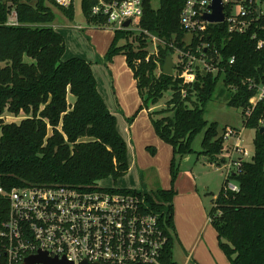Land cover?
<instances>
[{
  "label": "trees",
  "instance_id": "trees-1",
  "mask_svg": "<svg viewBox=\"0 0 264 264\" xmlns=\"http://www.w3.org/2000/svg\"><path fill=\"white\" fill-rule=\"evenodd\" d=\"M50 4L51 0H0V189L4 191L0 193V222L7 218V196L13 189L68 185L88 191H135L100 187L103 180L117 182L128 174V145L99 91L92 64L81 58L64 59L66 40L51 26L55 14ZM92 5L93 1L82 0L88 24L95 23ZM182 8L183 0H160L158 9L152 7V0H144L140 27L185 50H195L200 42L209 44L207 59L217 68L215 73L198 70L197 80L184 85L178 66L173 77L163 73L167 58L174 55L170 47L160 48L158 57L147 60L146 37L125 31L115 32L106 57L109 62L118 55L126 57L142 101L139 111L148 112L156 135L173 149L172 189L146 193L162 214L169 237L161 264H176L173 200L181 160L197 154L218 167L224 162L228 127L220 131L217 123L206 119V106L220 81L227 104L241 109L244 123L255 130L254 156L230 179L239 192L228 190L225 183L213 201L210 218L230 264H264V103L246 117L256 86L264 83V49H257L252 33L230 34L225 25H210L202 40L194 36L187 47V33L180 25ZM61 10L73 19V7ZM12 11L17 13L19 26L5 25ZM259 37L264 38V33ZM119 42L124 44L119 46ZM169 90L171 99L155 109ZM6 113L26 118L7 123L1 118ZM200 134L201 151L195 153L193 142Z\"/></svg>",
  "mask_w": 264,
  "mask_h": 264
},
{
  "label": "built area",
  "instance_id": "built-area-1",
  "mask_svg": "<svg viewBox=\"0 0 264 264\" xmlns=\"http://www.w3.org/2000/svg\"><path fill=\"white\" fill-rule=\"evenodd\" d=\"M60 9L69 10L74 0H51ZM91 17L88 24L98 30L131 32L143 35L148 41L149 55L158 57L160 48L170 47L178 57L181 72L178 78L184 85L197 80L198 70L215 73L217 68L207 59L209 44L200 42L195 50L167 44L156 35L143 30L144 0H90ZM213 0H183L180 15L182 29L200 36L210 25H225L230 34L252 33L257 49H264V0H222L224 21L210 23L205 16L212 14ZM130 22L128 26H125ZM6 26H19L17 13L12 11ZM79 30L82 27H75ZM187 43V42H186ZM191 42L187 47H190ZM217 53V51H216ZM235 60L231 59L230 64ZM175 63V62H174ZM175 69V68H174ZM246 117L259 103H264V83L256 86ZM186 96L185 90L182 91ZM262 123V122H260ZM240 131L227 128L224 138H234L223 156L222 169L226 188L239 192L230 179L240 173L250 153L240 147ZM0 193L4 191L0 189ZM9 211L0 222V261L6 264H26L29 258L46 254L81 264H161L169 237L162 225V214L149 202L146 192L96 189L88 191L74 186L26 187L8 193ZM42 264V263H34Z\"/></svg>",
  "mask_w": 264,
  "mask_h": 264
},
{
  "label": "rangeland",
  "instance_id": "rangeland-1",
  "mask_svg": "<svg viewBox=\"0 0 264 264\" xmlns=\"http://www.w3.org/2000/svg\"><path fill=\"white\" fill-rule=\"evenodd\" d=\"M7 3H10L11 0H5ZM152 7L154 9H158L160 7V0H152ZM50 8L55 14V22L51 25L54 27L56 31L65 37L67 41V50L64 56V59H72V58H83L90 57L91 52L87 44H85L86 39V31L76 32L72 27H82V29L92 28L88 25L87 20L82 11V0H74L73 12L74 17L70 19L68 15H66L59 7L50 4ZM101 34L100 40L108 38L107 34H112L111 30H102L97 31ZM64 33V34H63ZM105 34V35H104ZM78 36V37H77ZM110 37V36H109ZM192 40L191 35L185 36V41L189 44ZM124 42H119V46H122ZM86 45V46H85ZM90 53V54H89ZM99 57V56H98ZM98 59L99 64L104 65L105 62L101 57ZM175 64H178V57L174 56ZM99 72V71H97ZM97 80H101L98 74H95ZM101 83V82H100ZM101 86V85H100ZM224 86L223 82L220 81L217 93L214 99L206 106V119L209 123H217L220 131H223L224 128H235L240 131V147L250 153V157L247 158L248 161L252 160L254 156V137L255 130L248 128L244 123L246 118L244 117L243 111L241 109H235L230 107L227 104V96L223 93ZM172 91L169 90L164 94V97L160 101L159 105L155 107V109H160L165 106L167 101L172 97ZM117 112L119 109L117 108ZM123 118V113H119ZM5 122L7 123H20L26 116L21 114L20 116H14L11 114H4L3 117ZM124 119V118H123ZM132 119V118H131ZM125 121L129 124L128 118H125ZM125 122V125H126ZM130 125V124H129ZM122 129V124L120 125ZM1 137V130H0ZM203 140V134L198 135L193 142V149L195 153L201 151V144ZM235 143L234 138H229L225 140L224 144V153L222 155H227V149L231 145ZM141 154V153H138ZM149 156L154 155V153L149 150L147 153ZM197 154H191L185 158H183L180 162L179 172L177 179H182V176H193L195 179V194L196 195H184L181 199L180 196L178 198V209L182 214L183 225L188 226L189 235L187 239V245L184 243L182 246L177 243L174 249V260L176 264H184V249L189 247L190 249L194 245L195 242L202 243L205 246V250L207 254L213 257L211 261L217 263L214 259V255L216 253H220L223 261L227 264H230V261L224 251L221 249L218 241L217 232L212 224L210 218V211L213 208V201L220 194L224 184L226 183L224 169L216 166V162L213 163L214 168L204 167L203 165L196 162ZM205 157V156H204ZM208 158V157H206ZM133 159V154H132ZM173 159V158H172ZM171 159V162H172ZM209 159V158H208ZM221 158L219 157L218 160ZM170 162V165H171ZM144 172V173H143ZM171 178L170 167L169 173L168 170L166 172V176ZM140 175L133 172H128V174L115 182L112 178H108L100 182V187L102 188H115V189H127V190H135L132 188L140 189L142 185L146 187L148 191L152 190L148 186H146V172L142 171V183L140 181ZM184 180V178H183ZM177 182V180H176ZM176 184V183H175ZM175 186V185H174ZM177 189V188H176ZM153 191L147 192L148 194ZM175 208V205H174ZM189 215L190 223L187 224V217ZM175 223V222H174ZM199 238V241L197 239ZM185 249V250H186ZM199 250V248H198ZM213 262V263H214Z\"/></svg>",
  "mask_w": 264,
  "mask_h": 264
},
{
  "label": "crops",
  "instance_id": "crops-1",
  "mask_svg": "<svg viewBox=\"0 0 264 264\" xmlns=\"http://www.w3.org/2000/svg\"><path fill=\"white\" fill-rule=\"evenodd\" d=\"M76 32L86 31L85 44H89L91 47L89 51L90 57H81V59L90 62L93 67L94 74H98L99 79L98 87L99 91L104 97L106 104L110 111L116 116L118 121V129L128 145V156L130 169L129 172H135L140 175V181L142 183V171L146 172V181L150 191H156L158 189L170 190L172 189L171 178L166 176V172L170 167L171 173V159L173 158V149L168 144L164 143L157 135L149 118V114L146 110H141L142 101L137 89V82L134 79L132 70L128 67L126 57L118 55L113 58L112 61H107V54L114 39V32L108 35L102 42L100 40L101 34L95 28L89 29H77L72 27ZM58 32V31H57ZM61 34V32H60ZM64 34V33H63ZM62 35V34H61ZM105 35V34H104ZM63 36V35H62ZM110 36V37H109ZM64 37V36H63ZM78 37V36H77ZM65 38V37H64ZM66 40V39H65ZM67 44V41H66ZM88 45V47H89ZM86 46V45H85ZM104 60L105 64L101 65L98 59ZM76 58V57H75ZM99 71V72H97ZM101 82V83H100ZM101 85V86H100ZM70 100H73L72 98ZM117 108L119 112H117ZM120 112L123 113V118L120 116ZM125 118L130 120L134 118L133 122L129 125ZM126 122V125H125ZM122 124V129L120 125ZM151 150L154 155H148ZM141 153V154H138ZM133 154V159H132ZM196 162L204 167L214 168L215 166L204 156L196 157ZM144 173V172H143ZM184 178V180H183ZM177 188V189H176ZM137 191L150 192L142 185V188H132ZM176 195L173 200L174 208V233L177 237V243L187 245V239L189 235L188 226L183 225L182 214L178 209V198L180 199L184 195H196L195 194V179L192 176H182V179H177L174 186ZM189 215L187 217V224L189 225ZM199 241V238L197 239ZM194 243L192 248L184 249V264H227L223 261L220 253L214 255V259L217 263L211 261L213 257L207 254L205 246L202 243ZM199 248V250H198Z\"/></svg>",
  "mask_w": 264,
  "mask_h": 264
},
{
  "label": "water",
  "instance_id": "water-1",
  "mask_svg": "<svg viewBox=\"0 0 264 264\" xmlns=\"http://www.w3.org/2000/svg\"><path fill=\"white\" fill-rule=\"evenodd\" d=\"M212 14H208L205 16V20L210 23H222L224 21V7L222 4V0H213L212 4ZM130 22H127L125 26H128ZM174 68L175 63L172 56H169L165 62L163 67V73L166 76L173 77L174 76ZM261 133H264V127L261 129ZM34 263H42V264H73L65 259L58 260V259H50L46 254H40L38 256L29 258L26 261V264H34ZM81 264H91L86 261L82 262ZM95 264V263H93Z\"/></svg>",
  "mask_w": 264,
  "mask_h": 264
}]
</instances>
